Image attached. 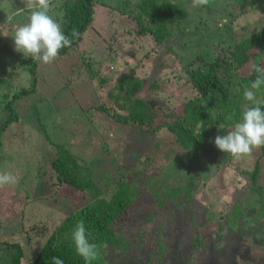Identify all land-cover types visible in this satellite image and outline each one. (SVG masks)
Returning a JSON list of instances; mask_svg holds the SVG:
<instances>
[{
	"label": "rangeland",
	"instance_id": "rangeland-1",
	"mask_svg": "<svg viewBox=\"0 0 264 264\" xmlns=\"http://www.w3.org/2000/svg\"><path fill=\"white\" fill-rule=\"evenodd\" d=\"M138 1L92 0V22L80 42L66 56L57 57L50 64L36 61L34 89L14 100L16 118L0 131V173L8 172L17 178L15 184L0 187V241H16L21 245L28 242L24 251L32 254L61 222L67 209L87 199L80 191L57 183L48 166L54 157L52 147L64 148L76 158L83 174L103 195L111 181L122 173L126 174L122 179L131 178L142 197L150 190L160 196L168 186L180 185L191 176L188 160L170 156L165 159L164 150L175 146L168 143L162 129L150 133L143 127L121 125L94 107L112 105L106 91L113 85L115 72L131 69L144 80L139 97L154 99L160 104L157 110L164 106L168 110L177 108L194 94L185 82L182 71L185 62L194 56L212 59L221 35L225 47L231 41L229 33L238 41L261 29L264 0H247L253 3V9L242 6L240 12L236 2L230 0H209L202 7H193L192 0H171L186 17L169 26L167 41L159 45L149 35L137 33V18L132 10ZM49 15L61 22L58 0H51ZM29 17L30 10L23 0H0V95L7 84L16 92L28 85L25 70H18L19 64L14 69L10 66L24 57L15 51L12 37ZM178 39L188 42L190 47H185L190 53L188 57H182ZM169 43L175 44L173 51ZM226 54L223 51L221 55ZM86 64L92 65L94 77ZM258 65L264 67V57ZM8 70L14 71L13 78L8 77ZM226 71L231 89L237 81L235 69ZM98 77L105 79L104 84H99ZM151 82L156 88L149 86ZM249 104L240 99V118ZM209 111L212 115L213 111ZM6 115L0 104V123ZM236 123L213 128V138L226 135ZM154 143L159 148L153 147ZM205 149L216 152L217 157H213L214 163L208 169L199 163L203 159L197 158L200 161L195 172L201 174L197 191L188 201H167L157 211L164 227L169 226L172 240L165 248L163 260L166 264H264V147L230 159L215 146L205 145ZM254 166L256 176L250 185L247 173ZM135 172L138 173L133 175ZM233 203L239 204L244 219L236 218L231 227ZM232 215L237 214L232 211ZM222 226L225 230L217 242ZM163 232L155 236L156 240L167 236L168 231L165 235ZM191 233L199 239L196 247H189ZM128 255L132 260L145 257L143 249ZM114 260H125V254H116ZM124 263L138 261L127 259Z\"/></svg>",
	"mask_w": 264,
	"mask_h": 264
},
{
	"label": "trees",
	"instance_id": "trees-1",
	"mask_svg": "<svg viewBox=\"0 0 264 264\" xmlns=\"http://www.w3.org/2000/svg\"><path fill=\"white\" fill-rule=\"evenodd\" d=\"M61 13V28L66 36L71 37L73 29L78 30L79 37L72 38L71 47L62 48L57 57L66 56L67 52L80 42L82 33L92 22V0H58ZM236 2L237 11L243 6L245 9H253V3L247 0H230ZM132 14L136 16V30L139 35H149L155 45L167 41L169 26L181 22L185 19L186 13L171 0H140L135 4ZM225 25V23H223ZM230 34L231 41L224 47L222 35L214 46L213 58L201 60L194 56L185 62L182 70L185 75V82L193 91V97L179 104L170 110L162 107L157 110L160 104L154 99H142L138 93L144 90V80L136 76L131 69L126 72L116 71L114 82L111 88L106 91V96L110 98L112 105L97 104L94 109L106 114L110 120L121 125H134L143 127L146 131L154 133L162 129L166 135L168 143L175 146L167 149V156L171 158L188 160L189 176L182 184L174 183L168 186L163 193L158 196L156 191H147L144 197L136 192V187L131 178L122 179L124 173L120 174L108 185V192L104 195L94 183L83 174L81 165L72 157L66 149L52 147L54 157L49 161V170L54 173L57 183L70 189L80 191L86 196L85 201H79L73 209H67L64 218L50 233V235L34 249L32 254L24 251L28 242L21 245L19 242L0 241V264H52L53 256L60 257L64 264H85L82 257L77 255L72 241V232L76 223L83 220L87 232L90 233L89 240L97 244L106 245L99 250V258L92 261V264H125L127 259L138 261L137 264H166L163 260L165 248L172 241L170 238L169 226L164 227V222L157 212L164 202L188 201L192 193L200 186V176L196 171L199 163L204 164V168H210L214 163L213 157H217L216 152L209 153L203 150L214 148L213 132L218 125L223 127L240 121L239 109L240 99L243 98L244 89L256 78L253 70L254 65L264 57V26L254 34L234 41V36ZM186 39V38H185ZM185 39H178L182 47V57H188L189 51H185L188 42ZM170 44V43H169ZM171 45V44H170ZM171 50L173 51V46ZM179 51V50H178ZM227 53L222 56V52ZM252 51L254 54L248 55ZM17 64L18 67H17ZM91 64H86L85 68L91 77L95 76L94 69H90ZM18 70H25L29 77L27 86H21L19 91L10 90V84L5 85L0 95V104L3 110L7 111L6 118L0 123V131L5 124L16 118L14 111V100L21 95L34 89V75L36 74V61L31 57H21L16 59L14 66ZM226 68L235 69L236 84L230 89L228 85ZM18 72V71H17ZM14 71L8 70V77L13 78ZM99 84L102 85L105 79L98 77ZM151 88L156 86L151 82ZM257 98H264V86L259 91ZM251 106V102L249 104ZM166 109V110H165ZM212 110V115L209 110ZM264 110V109H262ZM116 111L121 112L118 114ZM214 128V129H213ZM158 147L156 143L152 145ZM169 151V152H168ZM179 153L177 154V152ZM203 156V154H206ZM203 156V157H201ZM233 156L227 153L226 158ZM149 159L150 155L146 154ZM197 158H199L197 160ZM256 166L251 173H247L250 185L253 184L256 176ZM157 170V169H156ZM198 170V168H197ZM163 166L160 173L163 174ZM138 172H135L136 175ZM146 183L148 181H145ZM153 201H152V199ZM142 200V201H141ZM180 200V201H179ZM182 203V202H180ZM135 204L140 205L137 207ZM174 204L178 207L179 204ZM152 206V208H151ZM157 207V208H156ZM72 209V210H71ZM237 215H232V211ZM232 219L231 223H236V218L244 219V212L237 203L230 207ZM140 218V219H139ZM154 224V225H153ZM231 225V227H234ZM152 227V228H151ZM223 227V226H222ZM221 228V225H220ZM229 228V226H228ZM163 230L164 235L159 237V232ZM220 229L218 241L224 233ZM156 234V235H155ZM156 236V238H155ZM194 236V238H193ZM199 239L196 234L191 233L192 245L196 247ZM144 250L145 257L131 259L128 252L137 253ZM190 253V250H188ZM125 254V260L115 261L114 256L105 257L106 254Z\"/></svg>",
	"mask_w": 264,
	"mask_h": 264
},
{
	"label": "clouds",
	"instance_id": "clouds-1",
	"mask_svg": "<svg viewBox=\"0 0 264 264\" xmlns=\"http://www.w3.org/2000/svg\"><path fill=\"white\" fill-rule=\"evenodd\" d=\"M23 3L30 10V17L26 24L16 29L12 37L14 49L26 58L31 57L32 60L50 64L62 48L71 47L72 38H78L79 32L73 29L71 37L64 34L60 23L49 15L51 0H23ZM208 4L209 0H192L193 7ZM253 70L256 78L243 92L244 100L251 102V106L245 107L240 121L232 130L226 135H217L214 139L218 150L234 158L264 147V98H257V92L264 86V67L254 65ZM16 182L17 178L13 174L0 173V187ZM89 235L84 221H78L72 232V241L77 255L84 259L85 264H92V261L97 260L100 248L106 247L90 242ZM51 260L52 264H64L58 256H53Z\"/></svg>",
	"mask_w": 264,
	"mask_h": 264
}]
</instances>
